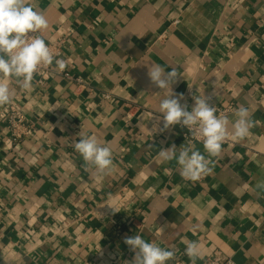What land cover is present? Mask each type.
Wrapping results in <instances>:
<instances>
[{
    "label": "crops",
    "instance_id": "1",
    "mask_svg": "<svg viewBox=\"0 0 264 264\" xmlns=\"http://www.w3.org/2000/svg\"><path fill=\"white\" fill-rule=\"evenodd\" d=\"M29 2L49 21L44 39L62 40L55 59L66 66L54 61L30 90L13 84L0 105V264H131L124 239L137 234L174 249L167 264H191L188 241L201 245L196 264L214 253L264 264V0ZM154 63L177 70L173 91L189 111L204 95L216 114L229 108L231 135L234 111L249 110L250 135L222 145L198 181L158 157L189 141L180 125L151 131L165 96L147 76ZM14 111L31 128L18 140ZM81 131L112 149L106 177L75 150Z\"/></svg>",
    "mask_w": 264,
    "mask_h": 264
},
{
    "label": "clouds",
    "instance_id": "2",
    "mask_svg": "<svg viewBox=\"0 0 264 264\" xmlns=\"http://www.w3.org/2000/svg\"><path fill=\"white\" fill-rule=\"evenodd\" d=\"M49 21L44 12L37 10L29 0H0V105L11 103L18 88L30 90L34 75L41 66H51L55 60L57 70L65 68V61L55 59L54 53L46 44L43 33ZM39 33V34H38ZM147 76L165 96L160 100L158 113L162 114V127L153 125L152 132H163L172 126L186 127L195 132V139L203 144L207 158L191 141L179 148L173 144L162 148L158 157L164 162L175 160L179 175L187 181H198L202 176L213 172L211 157L219 156L222 144L229 131L230 121L224 115H217V109L210 103L211 96H194L191 111L182 104L183 94L173 91L178 81V72L172 67L165 71L160 64L147 65ZM235 120L231 122L232 139L242 140L250 135L252 121L249 110L240 105L234 111ZM75 142V150L82 157L85 165L93 167L97 178L109 175L113 168L112 149L102 143L95 135L81 131ZM179 149V150H178ZM178 150V151H177ZM257 189H264V181H258ZM124 243L134 253L131 264H167L175 258V250L163 248L155 242H148L141 235L126 237ZM184 254L191 264L202 257V248L197 241H188Z\"/></svg>",
    "mask_w": 264,
    "mask_h": 264
},
{
    "label": "built area",
    "instance_id": "3",
    "mask_svg": "<svg viewBox=\"0 0 264 264\" xmlns=\"http://www.w3.org/2000/svg\"><path fill=\"white\" fill-rule=\"evenodd\" d=\"M45 42L52 50L55 57L60 55L62 40L56 38L53 40H45ZM53 70H54L53 64L51 66H41L38 69L37 73L34 75L33 79H35L38 83L43 84L50 78L51 74L53 73ZM65 74L68 76V73ZM228 110L229 108L218 109L217 115H221V114L224 115L227 113ZM8 120L11 124L13 135L16 140L22 138L23 136L28 135L31 132V128L27 124H24L23 119L19 114V112L14 111L13 114L9 115ZM184 136L185 138L188 139V141H191L192 143L195 141H199L195 139V132L194 131L190 132L186 127H185ZM231 142H232V135L228 131V135L226 136V139L222 145H227L230 144ZM2 217H3V207L0 203V222L2 220ZM203 264H237V263L231 258L224 257L219 253H214L213 255L206 258Z\"/></svg>",
    "mask_w": 264,
    "mask_h": 264
}]
</instances>
